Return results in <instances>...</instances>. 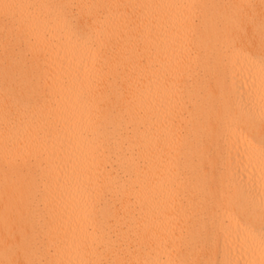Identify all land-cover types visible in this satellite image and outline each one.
I'll list each match as a JSON object with an SVG mask.
<instances>
[{"label": "bare ground", "instance_id": "1", "mask_svg": "<svg viewBox=\"0 0 264 264\" xmlns=\"http://www.w3.org/2000/svg\"><path fill=\"white\" fill-rule=\"evenodd\" d=\"M264 0H0V264H264Z\"/></svg>", "mask_w": 264, "mask_h": 264}, {"label": "snow or ice", "instance_id": "2", "mask_svg": "<svg viewBox=\"0 0 264 264\" xmlns=\"http://www.w3.org/2000/svg\"><path fill=\"white\" fill-rule=\"evenodd\" d=\"M262 242H264V240H262ZM16 264H33V262L31 261H19V262H16ZM225 264H230V262H225Z\"/></svg>", "mask_w": 264, "mask_h": 264}]
</instances>
